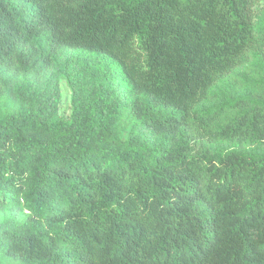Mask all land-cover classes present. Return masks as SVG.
<instances>
[{
  "label": "trees",
  "instance_id": "trees-1",
  "mask_svg": "<svg viewBox=\"0 0 264 264\" xmlns=\"http://www.w3.org/2000/svg\"><path fill=\"white\" fill-rule=\"evenodd\" d=\"M259 1L0 0V264H264Z\"/></svg>",
  "mask_w": 264,
  "mask_h": 264
},
{
  "label": "rangeland",
  "instance_id": "rangeland-1",
  "mask_svg": "<svg viewBox=\"0 0 264 264\" xmlns=\"http://www.w3.org/2000/svg\"><path fill=\"white\" fill-rule=\"evenodd\" d=\"M255 22L264 20V0H260L255 7ZM87 57L88 54L81 53L76 50L64 48L55 56L52 67L47 70L48 75L55 76L58 82L60 92L59 114L66 118L70 113V91L67 87L64 73L68 67L66 62L73 57ZM114 87L118 88L120 95H123V88L115 83ZM264 92V47L258 53L249 52L245 56L244 61L236 67L230 74L217 82L212 88L210 95L203 101L197 109H202L214 104L222 103L227 98L244 97L249 93ZM0 108L3 105L0 104ZM207 143V141H203ZM204 143V144H205ZM230 142H213L207 143L210 149L218 146H233ZM200 142L197 143L199 148ZM15 211L9 212L13 216Z\"/></svg>",
  "mask_w": 264,
  "mask_h": 264
}]
</instances>
